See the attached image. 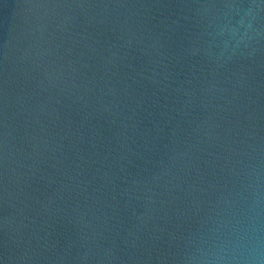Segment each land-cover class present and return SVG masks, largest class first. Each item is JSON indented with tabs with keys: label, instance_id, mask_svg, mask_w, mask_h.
Masks as SVG:
<instances>
[{
	"label": "water",
	"instance_id": "water-1",
	"mask_svg": "<svg viewBox=\"0 0 264 264\" xmlns=\"http://www.w3.org/2000/svg\"><path fill=\"white\" fill-rule=\"evenodd\" d=\"M0 264H264V0H0Z\"/></svg>",
	"mask_w": 264,
	"mask_h": 264
}]
</instances>
